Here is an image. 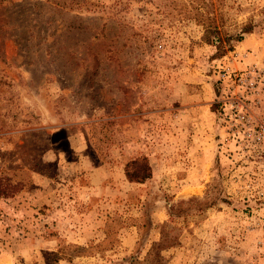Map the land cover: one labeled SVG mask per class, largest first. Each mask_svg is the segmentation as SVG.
<instances>
[{
  "label": "rangeland",
  "instance_id": "1",
  "mask_svg": "<svg viewBox=\"0 0 264 264\" xmlns=\"http://www.w3.org/2000/svg\"><path fill=\"white\" fill-rule=\"evenodd\" d=\"M195 2L0 0V264H264V0Z\"/></svg>",
  "mask_w": 264,
  "mask_h": 264
},
{
  "label": "trees",
  "instance_id": "2",
  "mask_svg": "<svg viewBox=\"0 0 264 264\" xmlns=\"http://www.w3.org/2000/svg\"><path fill=\"white\" fill-rule=\"evenodd\" d=\"M194 1H197V2H195V4L192 5L194 14H192L191 17L198 19V22L205 25L206 28L214 29L216 31L214 36H213L214 40L216 39V40L221 41L223 36L227 37V39H230V38H235L236 40L242 39L241 33L237 34L235 36H233V34H231V35L224 34L223 35L221 28H218L217 24L215 23V15L212 12L211 7H207L208 5L205 4L204 0H194ZM202 6L207 7V9L205 11V12H207V15H204L203 12H201L200 8ZM251 29H252L251 24H245L242 27L241 32L242 33H248L251 31ZM131 164L132 165L137 164L139 169L132 170V171L128 170V169L126 170V175L130 181L143 182L144 180H146L147 178L150 177V167H149L148 163L145 161V159H141L140 161L137 159H134L130 162V165ZM128 166H129V164H128ZM165 242L170 243L166 235L163 236L162 242H158L155 244L156 251L165 247V244H166ZM156 261H157V259H156Z\"/></svg>",
  "mask_w": 264,
  "mask_h": 264
},
{
  "label": "built area",
  "instance_id": "3",
  "mask_svg": "<svg viewBox=\"0 0 264 264\" xmlns=\"http://www.w3.org/2000/svg\"><path fill=\"white\" fill-rule=\"evenodd\" d=\"M239 117H240V119L241 120H245L246 118V115H245V113H243V112H241V114L239 115ZM263 132H264V127L262 126L261 127V130H260V132L258 133V135L256 136V138H261V136H262V134H263Z\"/></svg>",
  "mask_w": 264,
  "mask_h": 264
}]
</instances>
